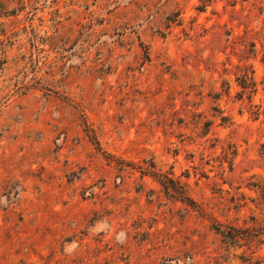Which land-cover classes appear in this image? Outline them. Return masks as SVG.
Wrapping results in <instances>:
<instances>
[{"label":"rangeland","instance_id":"rangeland-1","mask_svg":"<svg viewBox=\"0 0 264 264\" xmlns=\"http://www.w3.org/2000/svg\"><path fill=\"white\" fill-rule=\"evenodd\" d=\"M0 264H264V0H0Z\"/></svg>","mask_w":264,"mask_h":264},{"label":"trees","instance_id":"trees-1","mask_svg":"<svg viewBox=\"0 0 264 264\" xmlns=\"http://www.w3.org/2000/svg\"><path fill=\"white\" fill-rule=\"evenodd\" d=\"M241 89L245 93L254 86V79L252 76L244 75L241 78ZM215 231L220 234L229 243L237 242L239 236L237 235V230L229 228L228 230H221L220 227L215 228Z\"/></svg>","mask_w":264,"mask_h":264}]
</instances>
